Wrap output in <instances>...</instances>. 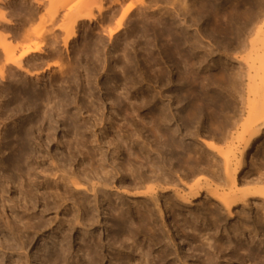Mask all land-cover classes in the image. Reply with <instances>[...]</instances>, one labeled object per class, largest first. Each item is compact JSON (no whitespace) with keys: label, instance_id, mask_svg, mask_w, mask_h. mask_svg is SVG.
Returning a JSON list of instances; mask_svg holds the SVG:
<instances>
[{"label":"bare ground","instance_id":"1","mask_svg":"<svg viewBox=\"0 0 264 264\" xmlns=\"http://www.w3.org/2000/svg\"><path fill=\"white\" fill-rule=\"evenodd\" d=\"M11 1L2 0L0 6V29L4 30V35H0V126L4 130L0 135V153H7L0 156V166L6 170V176H3L4 172L0 174V218L1 215L5 217L7 210L10 211L12 221L8 222L7 232H12L11 224L16 226L21 248H25V244L32 239L31 233L37 235L52 225L44 220L45 215L65 211L71 218L56 221L57 231L50 236V244L47 242L38 247L36 252L38 254L43 250L45 257L41 259L39 255L35 256L34 264H113L112 261L115 264H190L189 259L195 264H264V252L260 250L264 248V243L258 238V234L264 231V161L261 165H254L250 173L246 171L249 160L254 158L251 153L254 149L255 152L259 150L264 138L263 20L260 19L248 31L244 45V42L238 41L243 45L241 51L235 52L234 56L231 54V63L237 73L232 69L234 73L229 70V77L224 74L225 79L237 76L248 82L245 84L242 81L243 86L239 88L235 79V84L229 81L228 86L225 85L227 94L219 100H222L226 114L231 112L232 115H228L223 131H219L224 132V137L213 136L209 140L202 136L197 139L190 137L195 142L189 148L183 144L186 142L184 137L177 138L176 131L153 133L152 141L161 145L153 148L149 144L141 145L149 137L144 139L140 135L118 133L114 135L116 145L112 151L109 148L105 155L101 145L86 149L87 140L83 138L82 124V127L76 126L77 131L74 130L73 147H67L60 165L52 168V178L48 184L36 181L41 164L32 153L35 149L28 148L29 131L37 129L35 140L38 141L44 130L43 124L58 111L65 97L59 84L64 79H74L72 72L65 78L61 76L63 72H55L54 76H50L51 91L47 92L31 83L30 79L40 85L44 75L53 72L52 67L55 66L46 59L55 57L58 49L55 42L49 44V40L44 41L45 34L54 36L55 32H63L61 46L68 52L70 43L78 37V22L96 20L97 16L99 22H95L102 28L103 35L113 41L125 29L134 12L141 15L148 13H145L147 0H129L125 9L122 4L126 0H20L31 6L27 10V19L31 21L36 17L40 26L37 31L31 32L37 38L33 43H26L31 34L26 33L25 21L17 27L8 19L10 12L7 4ZM152 1L149 2L151 6ZM67 7L69 13L60 20L59 13ZM93 8L97 12L95 15L92 14ZM108 12H112L113 16L120 14L114 27H104L105 22L100 21ZM18 36L23 40L17 39ZM129 39L124 40L122 54H118L124 60L122 62L119 57L123 70L139 68L153 74L163 71L164 66L160 67L158 58L154 57L156 44L153 41L146 40L140 47L143 62L138 64L128 56V52H131ZM98 41H101L100 38ZM188 41L193 47L191 39V43ZM193 41L195 47L197 41ZM178 42L158 44L159 54L168 60L182 57L179 49L181 43ZM132 43L138 45L139 42L133 40ZM46 47L50 49L48 53ZM243 49L249 51L247 55H244ZM195 64L186 61L175 63L187 71L197 67ZM201 64L197 65L201 67ZM85 89L82 95L89 99L92 95ZM223 94L220 96L223 97ZM111 99L110 94H106V100L111 102ZM229 99L233 104H229ZM124 100L131 106L130 113L138 118L141 101L128 94ZM74 103L78 104L76 101ZM30 110L37 114L34 122L28 119L30 115L25 114ZM18 114L25 116V119L17 125L15 120ZM81 119L84 117L81 116ZM36 145L39 147L40 143ZM163 146L166 147L165 151L162 150ZM108 152L112 156L110 163L104 161ZM77 158L80 162L76 161ZM75 162L77 168L70 169ZM66 166H69L68 170ZM10 172L19 175L15 190L11 186L13 180ZM202 172L215 176L217 182L200 180L191 183L192 176ZM249 175L254 177L247 178ZM12 190L13 196L10 193ZM202 199L207 200L202 210L198 213L197 210L192 211V203ZM235 219L237 221L230 222ZM3 250L0 247V264H4ZM13 264H19V260Z\"/></svg>","mask_w":264,"mask_h":264},{"label":"rangeland","instance_id":"2","mask_svg":"<svg viewBox=\"0 0 264 264\" xmlns=\"http://www.w3.org/2000/svg\"><path fill=\"white\" fill-rule=\"evenodd\" d=\"M151 1L147 0L145 4L146 7H151V10L146 8L145 13H148L142 15L141 13L134 12V14L131 15L132 17L129 18L130 21H127L125 29L120 33L121 35L119 34L120 37L117 36L113 41H109L108 37L103 35V30L102 28L100 29L98 25L99 19H97V16V23L95 22L96 20L78 22L76 29L78 37L70 43L68 52H65L61 46L64 37L63 32H55L54 36L49 33L45 34L44 41L47 42L49 40V44L55 42V48L58 49L54 54L55 57L46 59L48 62L50 61L49 63L55 64V66L52 67L54 73L51 72L48 74L47 72L40 85L35 84L34 80L30 79L31 83L35 86L37 85L36 88L47 92L51 91L50 76H54L56 73H59V71L64 73L61 75L64 78L72 72V79L74 80L72 81L69 79V83L68 79L65 80L61 77V79L64 80L59 85H61V92L65 97L63 101L60 102L58 111L43 124L44 130L41 134L39 133L38 141L35 140L37 129L34 128V130L32 129L29 131L28 146L30 147L28 148L35 149L32 153L38 157L37 161L41 164V170L36 174L37 183L46 182L49 184V180L52 178L53 173L52 168L60 165L61 159L64 158L63 154L66 152V148L73 147L72 140L76 134L74 130L77 131L78 129L76 126L82 127V124L84 126L82 129L80 127V129L83 131V138L87 140L86 149H92L93 147L101 145L105 155H107L109 148V151H112L114 145H116L114 135L118 133L129 136L140 135L144 139L149 137V140L141 145L145 146L149 144L153 148L161 146L152 141L153 133L159 134L162 132L170 133L176 131L177 133L175 134L177 138L184 137L186 139L184 141L186 142L183 144L189 148H192L194 146L193 142H195L190 140V137L197 139L202 136V138L205 137V139L208 140L213 138V136L224 137V132L219 133V131H223V125H225L226 121H228L227 118H229L228 115L230 114L231 116L232 114L231 112L226 114V111L222 108V100L220 101L219 99H224V96L227 94L225 91L228 86L227 82L230 81V83L234 84L238 82V85L236 84L238 88L243 86V83H241L242 81L245 84L248 83L245 79L242 80L239 77V80H237L236 74H234L236 76L234 78L236 82L233 78L229 79L226 77L227 79H225L224 77L228 76V74L233 71L237 73L236 67L231 63V58L236 55L234 54L235 52L239 53L241 51V47L245 44L244 39L245 37L247 38L249 33L248 31H250L260 19L263 20L262 25H264V0H153V7L149 4ZM251 1H253L254 6ZM29 2H33V0ZM129 2V0H126L122 4V8L125 9L129 5ZM1 3L2 0H0V6H2ZM45 4H47V1ZM156 7L159 8V10ZM30 8V5L27 6V4H23L20 0H13L7 4V10L10 12V16L8 14V19H10L14 25L16 24L17 27L19 24L25 23L24 28L27 29L26 33L30 32L32 35L31 32L37 31L40 26L36 17L31 21L27 19V10ZM84 11L89 12L88 9H84ZM68 13L69 7L63 9L59 13V19H64ZM92 14H97L95 8L92 9ZM107 14L104 17L105 19L100 18V21H103V23L105 22L104 27H114L115 23L120 18V14L118 13L114 16L112 12H108ZM261 14H263V16ZM145 15L149 16L145 17ZM248 22H250V24ZM246 23H248L247 26ZM251 23L253 26H251ZM3 31H0L1 36L4 35ZM31 35L29 39L26 40V43H33L37 40L36 36L32 35L31 37ZM101 35H103V38ZM125 37L127 39L130 38V45L128 47L131 52H128V56H130L131 60L138 62V64L143 62L141 56L143 50H140V47L143 46L142 44L146 40L153 41L156 44V48L152 47L154 50V53H152L154 57L158 58L157 60L160 67H162V65L164 66L162 68L163 71L153 74L152 72H145V69L143 72L142 69L139 70V68L136 67L137 70L133 68H130L131 70H123V65L121 63L124 62V60L118 54H122L120 52L123 51ZM99 38L101 40L100 42L98 41ZM252 38H254V36ZM17 39H20V37ZM52 39L55 40L53 41ZM190 39L193 47L186 42L189 40L188 42L191 43ZM193 39L197 41V43L195 42L197 48H195L196 46L194 47ZM20 40H23V38ZM133 40L141 44H133ZM177 41H180L178 44L181 43L179 44V49L181 50L182 57L176 56L175 59L168 60L166 57H162L161 54H159L160 50L158 44L163 45L166 42L171 44L174 42L177 43ZM238 41L244 42L243 45L241 42H239L241 43L239 45ZM210 46L211 48H209ZM238 46L240 47L239 49H237ZM133 47L135 48L133 49ZM129 48L127 51H129ZM48 50L50 49L46 47V53H48ZM133 50L136 53H132ZM207 50L209 51L207 52ZM244 52V55H247L249 51L244 50ZM231 54L234 55L232 56ZM119 57L123 60L122 62ZM183 61L202 64L201 67L195 64L197 67L192 69V71L190 69L187 71L184 70V68L182 69L183 66L180 67L175 65V63L182 64ZM224 66L226 67L223 68ZM232 69L233 71H231ZM225 71L227 73H224ZM224 74L227 75L224 76ZM66 81L68 82L66 83ZM222 87L224 90H222ZM81 88L83 90H81ZM85 88L90 96L92 95L89 99L82 95ZM106 94H110L112 97L111 102L106 100ZM124 94L135 96L141 101L138 110V118H134L135 116L130 113L131 106L128 105V101L124 100ZM222 94L223 97L220 96ZM226 99L228 98H225V100ZM230 99L229 104H233V101H231L233 98ZM75 101L78 102V104H75ZM237 101H239V98L236 99L234 103L236 104ZM219 104L221 106H219ZM111 108H113V110H111ZM25 114L30 115L28 119L31 121H36L37 114L32 110L25 111ZM80 115L83 116L84 119H81ZM16 118L15 122L18 125L20 121L25 119V116H20L18 114ZM11 127H13V125ZM1 128L0 126V135H3L2 132L4 133V130ZM81 130L79 131L82 133ZM30 132L33 133L30 134ZM186 134L187 136H184ZM37 142L40 143L39 147L36 145ZM261 143L262 146H260L259 150L255 152L254 149L251 153L254 158L248 162L246 168L247 173L251 172L255 167L254 165H261L264 161V138L261 139ZM162 150L165 151L166 147L163 146ZM3 155L6 156L7 153H0V156ZM97 157H99V155ZM111 157V154L108 152V156H105L104 161L110 163L112 161ZM76 161L80 162L78 158ZM68 162V159H66V163ZM158 164L161 165V163ZM74 168H77L76 162L70 167V169ZM0 169V174L4 172L3 176H6L4 166H0ZM66 169L68 170L69 166H66ZM12 173L11 175L13 177L11 176V178L14 183L12 182L11 186H14L13 189L15 190L19 184V175L15 172ZM196 174L197 175L194 177L192 176L191 183L200 180L202 182H209L210 180L217 182V178L211 176L210 173L207 174V172H202ZM3 176H1L2 182H4ZM252 176L254 177V175H249L247 178H253ZM51 186L53 187V184ZM41 187L42 186H40V188ZM14 190L10 192L12 196L14 195ZM182 191L185 192V189ZM204 202H207V200L202 199L193 202L190 209L194 212L197 210L198 213L202 210ZM182 208L185 209L183 206ZM73 210L76 212V209ZM57 215L55 212L45 215L44 220L50 221L52 225L47 226V228L40 231L37 235L31 233V242L29 241L26 243L25 248H21L19 240L20 233L17 232L16 226L11 224L12 232H7L8 222L12 221L10 218V211H6L5 217L1 215L0 247L4 249L3 251L5 253L3 256L4 264H13L16 260H19V264H28V262L34 264L35 256L38 255L43 259L46 254L43 250H40L41 252L37 254V249L47 242L50 244V236L54 235L52 233L57 231L55 226L56 221L59 219H71L65 211ZM7 217L10 219L8 220ZM180 220L181 219H179V221ZM170 221L171 219L168 220L169 223ZM235 221H237V219L230 222L232 223ZM172 224L173 223H171V226ZM260 234H258L260 236H258V238L264 243V231L262 230ZM76 236L77 234H75V237ZM260 250L264 252V248H260ZM188 253H190V251H188ZM112 263L115 264L114 261H112ZM189 263L195 264L192 259H189ZM107 264H109V262H107Z\"/></svg>","mask_w":264,"mask_h":264}]
</instances>
